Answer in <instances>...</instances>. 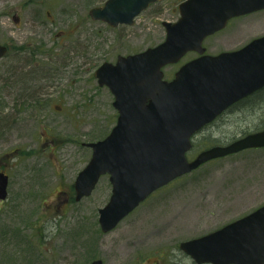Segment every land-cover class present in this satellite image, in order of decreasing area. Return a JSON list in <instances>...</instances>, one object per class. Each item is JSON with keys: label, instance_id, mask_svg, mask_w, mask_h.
<instances>
[{"label": "rangeland", "instance_id": "374dc122", "mask_svg": "<svg viewBox=\"0 0 264 264\" xmlns=\"http://www.w3.org/2000/svg\"><path fill=\"white\" fill-rule=\"evenodd\" d=\"M105 1L0 0V39L19 44L34 37L36 45L42 40L53 51L55 72L40 97L42 104L31 106L28 116L19 113L24 105L16 100V77L9 86L2 83L5 60H0V170L9 175L8 197L0 201V264H91L98 258L104 264H191L178 249L180 241L207 234L264 204V147L207 161L155 191L109 232L99 223V209L112 193L108 175L89 196L76 200L69 195L92 155L85 143L103 139L117 122L114 95L98 84L94 71L120 54L162 42L163 21L178 19L181 0L158 1L134 24L116 27L89 13ZM263 32L264 23L252 20L245 38ZM230 41L222 32L204 44L207 53L218 54ZM195 56L189 53L165 66V77L171 79ZM262 118L264 100L229 110L193 137L188 156L255 131ZM45 125L67 139L62 147L32 151L23 144V150H12L30 134L39 138Z\"/></svg>", "mask_w": 264, "mask_h": 264}, {"label": "water", "instance_id": "95a60500", "mask_svg": "<svg viewBox=\"0 0 264 264\" xmlns=\"http://www.w3.org/2000/svg\"><path fill=\"white\" fill-rule=\"evenodd\" d=\"M158 0H106L90 8L94 20L116 27ZM264 7V0H185L177 21H163L165 39L143 51L120 54L94 71L114 95L117 122L103 139L86 143L92 155L74 181L75 199L89 196L108 174L109 201L99 209L103 232L115 228L152 192L203 163L246 148L264 147V128L227 144L201 150L189 159L193 135L228 106L264 85V36L234 53H206L204 39L235 14ZM190 50L199 55L172 79L163 68ZM7 47L0 43V58ZM9 176L0 172V200L8 197ZM181 248L198 263L264 264V204ZM91 264H104L101 258Z\"/></svg>", "mask_w": 264, "mask_h": 264}, {"label": "flooded vegetation", "instance_id": "af4514ba", "mask_svg": "<svg viewBox=\"0 0 264 264\" xmlns=\"http://www.w3.org/2000/svg\"><path fill=\"white\" fill-rule=\"evenodd\" d=\"M183 1L184 0H181L177 6V9L179 11V17L181 15L179 5ZM14 19H17L18 20L17 22L20 21L19 16L14 17ZM252 20L257 25H263L264 7H261L259 9H256L250 12L235 14L229 17L225 25L222 28L214 31L212 34L208 35L204 39L203 44L205 43V40L208 37L225 32L226 36H228L231 41L229 42L228 46L225 49L218 52V54L222 52L234 53V52L240 51L245 46H247L252 40L264 36V32H263L259 35L254 36L249 41L248 39L245 38L248 22H252ZM0 43L7 47V52L5 53V55H3L0 58V60L2 59L5 60L3 70L5 71L4 74L6 76H5V79H3L2 83L4 84V86H9L10 83L13 80H15V77H16L15 82L18 84V87H19V94L16 96V100L18 101V103H20L19 106H21V104L24 105V111L19 110L20 111L19 113L20 114L24 113V115L27 114L28 116H31L28 113L31 106L33 107V105L36 102H38L40 105L42 104L43 100L40 97L41 95H44L43 93H46L43 90H45V88L50 85V82L47 80L51 81V79L55 75V72L52 69V65H51L52 64L51 62L54 60L53 51L51 48L50 49L44 48L43 44L45 43H42V40H39L38 44L36 45L34 42V37L32 38L26 37L19 44L14 43L13 40H3L2 41L1 39H0ZM206 52H207V48H206ZM189 53H196L195 57L199 55V53L195 50H190L185 55ZM31 71H35L37 73H40L39 71H41L42 74L37 75L30 79L32 75L28 77V74ZM258 95L263 96L262 100H264V85L254 90L253 92L249 93L248 95H245L244 97L238 99L234 103H232L221 114H219L217 118L223 115L224 113H227L229 110H232L234 108L236 110L238 108L237 107L238 104L242 102H246L248 101L249 98L258 96ZM0 103L2 105L1 107H4L3 102L0 101ZM241 108L242 107H240V109ZM1 115L2 114L0 111V116ZM0 119H2V117H0ZM1 125L3 126L2 129L7 128L6 125H4L3 123ZM52 131L53 130L51 126L45 125L42 129V133H39L38 135L39 138L36 137L34 134H30V137L25 140L27 142H24V139H22L23 140L22 145H16L15 147L12 148V150H19V151L23 150L24 149L23 144L27 146L28 150H32V151L38 149L39 147H41L43 150H48V149L58 150L60 147H62V145L65 144V141L67 139H64V141H62L61 138H58V136H55L56 134H54L53 133L54 131L53 132ZM17 135H18L17 139H19L20 133H18ZM0 172L6 173L3 170H0ZM8 187H9V184H8ZM72 188L73 189H71V192L69 194L70 196H74L75 194L74 186ZM0 201H3V200H0ZM256 209L257 208H255L254 210ZM130 214L131 212L128 215ZM239 218L240 217L235 218L234 220L239 219ZM232 221H229L228 223H231ZM228 223L223 224L221 227L225 226ZM219 228H216L215 230ZM193 238H196V237H192V238L180 241L178 245L179 251L183 254V256L190 259L191 264H212L211 262L198 263L190 254H188L181 248L182 242L193 239ZM149 264H161V262L155 261V262H150ZM229 264H238V263H229Z\"/></svg>", "mask_w": 264, "mask_h": 264}, {"label": "trees", "instance_id": "16d2710c", "mask_svg": "<svg viewBox=\"0 0 264 264\" xmlns=\"http://www.w3.org/2000/svg\"><path fill=\"white\" fill-rule=\"evenodd\" d=\"M263 96H254L248 99L246 102H242L237 105V107H247L248 106H255L256 104L262 102ZM255 131L264 128V118H262L255 126Z\"/></svg>", "mask_w": 264, "mask_h": 264}]
</instances>
